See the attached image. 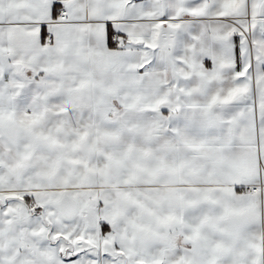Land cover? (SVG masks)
<instances>
[{
	"label": "snow or ice",
	"instance_id": "obj_1",
	"mask_svg": "<svg viewBox=\"0 0 264 264\" xmlns=\"http://www.w3.org/2000/svg\"><path fill=\"white\" fill-rule=\"evenodd\" d=\"M0 264H264V0H0Z\"/></svg>",
	"mask_w": 264,
	"mask_h": 264
}]
</instances>
